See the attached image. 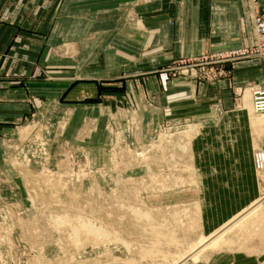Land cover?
Instances as JSON below:
<instances>
[{
    "label": "rangeland",
    "instance_id": "rangeland-1",
    "mask_svg": "<svg viewBox=\"0 0 264 264\" xmlns=\"http://www.w3.org/2000/svg\"><path fill=\"white\" fill-rule=\"evenodd\" d=\"M56 6L58 19L45 39L43 66L37 70L45 96L40 97L39 108L35 105L30 116L22 118L15 135L3 139L0 264H174L204 237L190 218L170 219L174 212L191 211L179 203L199 189L196 172L192 175L179 165L186 158L180 156V138L169 154L162 139L158 145L163 153L140 148L156 139L160 130L182 132L192 123L187 134L193 140L198 129L194 120L162 115L147 129V115L157 110L152 104L158 96L152 88L160 83L161 72L167 75V96L174 84L212 82L224 76V67L238 61L218 67L196 65L193 70L187 61L222 49L256 47L253 9L261 10L258 0L252 1L254 38L249 45H220L193 55L182 53L173 42L161 46L160 52L176 48L158 67L159 51L149 58L147 46L133 39L145 13L135 0H59ZM175 22L172 15L169 23ZM89 83L96 84L97 95L70 91ZM101 84L107 85L104 95ZM254 85L264 87L250 81L232 89L233 110L252 114V123L264 116L253 112ZM106 104L113 107L103 110ZM256 124L254 150L264 151V123ZM188 157L191 162V152ZM257 174L264 181V170ZM177 181L185 184L176 188ZM261 211L260 207L247 218L245 214L225 237L251 238ZM165 225L172 233L160 234ZM212 250H200L194 259L192 254L176 264H194Z\"/></svg>",
    "mask_w": 264,
    "mask_h": 264
},
{
    "label": "crops",
    "instance_id": "crops-1",
    "mask_svg": "<svg viewBox=\"0 0 264 264\" xmlns=\"http://www.w3.org/2000/svg\"><path fill=\"white\" fill-rule=\"evenodd\" d=\"M58 1L0 0V165L4 137L15 135L22 118L30 116L35 105L39 108L40 97L45 96L39 90L42 80L37 70L43 66L45 39L58 19ZM135 4L142 6L145 13L142 29L135 31L133 39L137 45L147 46L148 53H152L149 58L162 45L173 42L178 43L182 53L196 55L220 45H249L254 38L251 0H135ZM258 6L263 11L264 0H258ZM172 15L176 17L175 24L169 23ZM175 48L159 51L156 67L166 64ZM224 69L225 75L212 82L174 84L170 96L165 92L167 75L159 73L160 83L152 88L158 96L152 104L157 110L149 113L146 121L154 126L161 115L170 120L196 121L198 130L191 141L190 163L196 172L195 188L199 189L194 197L179 204L192 207L185 211L186 216L204 237L226 223L228 226L222 234L224 245L194 264H264V181L253 164L257 135L252 114L233 110L232 91L250 81L264 83V57L238 61ZM101 86L100 94L104 95L103 87L107 85ZM75 89L97 95L95 83L75 85L70 91ZM111 107L101 106L103 110ZM260 207L251 238L240 234L225 237L226 230L236 228L243 214L247 217Z\"/></svg>",
    "mask_w": 264,
    "mask_h": 264
},
{
    "label": "built area",
    "instance_id": "built-area-1",
    "mask_svg": "<svg viewBox=\"0 0 264 264\" xmlns=\"http://www.w3.org/2000/svg\"><path fill=\"white\" fill-rule=\"evenodd\" d=\"M254 1V0H252ZM254 4V3H253ZM253 18H254V27L256 36H257V42L258 45L256 47H234L230 49H222L219 51H213L208 52L206 54H203V56H198L194 58L188 59V64L191 63L192 67L191 70L194 69V66H204V64H207L209 66H219L224 63H234V61L239 60H245L249 59V57L252 56H262L264 55V11L262 12L257 8V6H254L253 9ZM205 68V67H204ZM202 67V69H204ZM251 104L253 105V112L256 114H263L264 113V87L262 85H254L251 87ZM136 113V110H135ZM139 118L137 117L136 120ZM192 125V123H188L186 126L185 131H175L169 133L167 130H160L157 138L151 141L148 144L143 145L140 150L145 149L146 146H148L149 149H153L155 154L163 153L161 151L162 146L158 145V141L160 139L167 141V148L165 154L171 153V146H173V143H177L179 141V138L181 139V145H179V148L182 151V154L180 156H186L184 162L179 163L180 167H183L187 169L188 171L192 172V175L194 174L193 166L190 165V158L188 157L190 154V145L192 141L191 134H187V129ZM194 125V124H193ZM196 125V124H195ZM147 129H149V125L146 124ZM177 127V125L175 126ZM168 130H172V128H168ZM184 135H180V134ZM147 149V148H146ZM253 164L255 165L256 172L259 173L260 171L264 170V151L262 149H255L253 152ZM192 180V179H191ZM189 181V179L187 180ZM185 183H181L179 181L176 182V184H173L174 187L183 186ZM173 212V211H172ZM187 212H180L177 211V213H173L175 216L170 215V219L176 221L179 217H187ZM174 231L176 230L175 226H173ZM172 233V228L168 225L162 226L160 228V234L168 235Z\"/></svg>",
    "mask_w": 264,
    "mask_h": 264
},
{
    "label": "bare ground",
    "instance_id": "bare-ground-1",
    "mask_svg": "<svg viewBox=\"0 0 264 264\" xmlns=\"http://www.w3.org/2000/svg\"><path fill=\"white\" fill-rule=\"evenodd\" d=\"M245 96L247 95V94H244ZM244 96V97H245ZM248 96H246V98H247ZM243 101H245V100H243ZM245 105V104H244ZM245 107V106H244ZM252 108H253V105H252ZM256 118H259V117H256ZM261 121H263V123H264V116H262V119H256V121H253V123L255 122V124L257 123V122H261ZM257 125V124H256ZM262 198V197H261ZM257 200V199H256ZM256 202V201H255ZM257 202H259V201H257ZM256 205H258V204H256ZM253 206V205H252ZM254 207V206H253ZM249 208V207H248ZM252 208V207H251ZM255 208H256V206H255ZM254 210V209H253ZM252 210V211H253ZM246 213H247V211H245ZM249 212V211H248ZM239 213H241V212H239ZM243 213V212H242ZM241 213V214H242ZM251 213V212H250ZM240 215V214H239ZM245 214H243V216H244ZM251 215V214H250ZM238 217H240V216H238ZM237 218V217H236ZM245 218H247V217H245ZM244 217H243V219H245ZM234 220V219H233ZM232 220V221H233ZM235 222H237V220H234ZM241 221V220H240ZM240 221H238V223L235 225L236 227L238 226V224H239V222ZM228 226V224L226 223V224H224L221 228H219L218 230H216L215 232H213V233H210V234H208V236H206V237H201V238H199L198 240H196L194 243H193V245L191 246V248L187 251V253L185 254V255H182V256H180V257H178L179 259H177L176 261H174V264H176V263H178L179 261H181V260H183L184 259V257H188V256H193L192 258L194 259L195 257H197V253L200 251V250H205V249H213V250H215V249H220L223 245H224V243H223V235L221 234V233H223L224 232V229H225V227H227ZM230 229V228H229ZM232 230V228L230 229V230H228V231H231ZM227 231V230H226ZM224 242H226V241H224ZM197 252V253H196ZM194 253H196V254H194ZM193 254V255H192ZM191 258V257H190ZM192 259V260H193ZM184 261V260H183ZM185 263V262H184Z\"/></svg>",
    "mask_w": 264,
    "mask_h": 264
}]
</instances>
